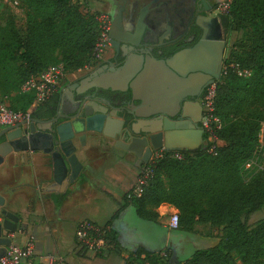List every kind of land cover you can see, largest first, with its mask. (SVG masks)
I'll return each mask as SVG.
<instances>
[{"label": "trees", "instance_id": "1", "mask_svg": "<svg viewBox=\"0 0 264 264\" xmlns=\"http://www.w3.org/2000/svg\"><path fill=\"white\" fill-rule=\"evenodd\" d=\"M21 1L28 8L26 23L10 17L0 26V95L15 99L11 109L27 111L35 96L20 93L22 85L52 65H63L68 75L96 65L101 31L98 13L84 16L73 0ZM224 18L232 36L247 24L252 32L238 59L251 75L239 76L225 60L216 84L215 114L223 122L218 132L222 146L215 155L206 147L181 151V160L168 155L154 166L143 195L132 199L143 219L152 220V209L169 204L178 210V230L196 233L197 227H224L223 238L184 261L167 248L164 253H132L125 264H264V217L255 218L264 209V171L249 181L241 173L257 149L264 124V0H232ZM55 96L37 106L32 118L51 117ZM111 222L105 225L110 228L107 240L111 251H116L119 244Z\"/></svg>", "mask_w": 264, "mask_h": 264}, {"label": "crops", "instance_id": "2", "mask_svg": "<svg viewBox=\"0 0 264 264\" xmlns=\"http://www.w3.org/2000/svg\"><path fill=\"white\" fill-rule=\"evenodd\" d=\"M97 80L105 84L108 79ZM71 81L73 80L68 78L65 85ZM64 126L66 128H62ZM42 127L47 129L48 125ZM60 128L62 140L65 137H73L71 142H66L63 146L67 151L76 149L83 165L78 179L73 184L69 183L65 171L61 181L53 180L51 160L44 153V150L52 148V139H43L39 130V137L34 143L22 144L23 151L10 152L7 145L2 150L5 156L1 157L0 163V200L5 203L1 210H7L12 216L7 220L0 216V223L5 219V227L15 229V233L10 234L8 230L2 229V234H14V243L18 245H24L30 237H34L35 254L42 258L60 253L61 240L65 239L66 230H74L76 243V230L83 221L105 226L112 220L110 227L116 233L118 244L129 251V254H136L140 250L159 253L169 248L176 259L181 261L178 245L188 241L189 232H186L187 238H176V230L168 227L169 217L166 214L178 213L176 208L169 204H162L158 208L160 220L164 218L165 222L160 221L162 226L159 225L160 228L152 232H157L159 239L151 237L148 233L137 232L130 223L131 217L132 222L137 220L147 226H156L151 220L141 218L132 202L133 190L140 173L135 174L132 171L131 155L128 154L130 150L126 147L134 149L138 140L124 142L100 137L89 131L86 124L77 128L76 125L72 127L69 122ZM4 129L6 128H0V133ZM83 135L86 136L85 144L81 143ZM113 150L118 154L117 158L106 155L107 151ZM163 209L167 212L163 213ZM105 217L110 218L100 224L98 220ZM120 235H124L127 242L131 241L132 244L123 243ZM201 241L203 240H198ZM76 253L83 256L89 252L82 251L76 243ZM56 256L64 257L61 254ZM120 257L129 258L130 255L124 254Z\"/></svg>", "mask_w": 264, "mask_h": 264}, {"label": "flooded vegetation", "instance_id": "3", "mask_svg": "<svg viewBox=\"0 0 264 264\" xmlns=\"http://www.w3.org/2000/svg\"><path fill=\"white\" fill-rule=\"evenodd\" d=\"M92 3L103 9L109 25L103 60L66 84L50 106L53 115L43 119L56 118L60 123H69L64 118L79 108L77 98L72 95L74 85L85 89L90 84L99 83L97 78H115L138 56L144 57V64L136 76L149 69L164 73L170 70L182 83L180 90L168 98L173 103L172 108L166 106L167 98L164 99L165 105L150 106L149 111H137L135 106H130L129 110L137 115L157 113L150 119H131L124 125L130 138L126 139L125 131L116 138V141L124 142L138 140L135 153L128 154L131 155L132 171L141 174L147 166L145 160L150 164L157 150L155 146L166 145L169 141L168 127L172 123L168 121V114L176 115L173 125L178 129V134L187 131L185 128H189V125L193 131H203L204 99L210 87L222 77L232 35L227 29L225 13L220 9L221 0H92ZM145 37L148 43H145ZM221 42L224 43L222 68L212 61L209 72L200 70L204 67L205 59L209 60L207 53L210 50L206 44L218 50ZM147 44L148 48H144ZM185 111L192 114V120L184 118ZM158 122H161V126ZM109 153L110 158L118 157L114 150Z\"/></svg>", "mask_w": 264, "mask_h": 264}, {"label": "water", "instance_id": "4", "mask_svg": "<svg viewBox=\"0 0 264 264\" xmlns=\"http://www.w3.org/2000/svg\"><path fill=\"white\" fill-rule=\"evenodd\" d=\"M142 36V35H141ZM145 43L146 41L145 37ZM208 51L207 55L209 60L204 61V67L199 68L204 72H209L208 67L212 65V61L222 68L224 43L221 42L219 49H212L209 44H206ZM148 48V44L144 46ZM144 57L138 56L134 63L120 70L119 74L112 79L105 80L103 83L90 84L85 89H79V85H74L73 97L78 100L79 108L71 115L65 117L66 121L70 122L73 127L76 125L78 128L83 124H86L88 130L99 135L100 137H108L115 140L119 135L125 131L126 139L130 138L128 130L124 129V125L131 119L137 118L150 119L155 116L157 112L139 113L138 115L129 110L130 106H135L137 111H149L150 106H162L165 105L167 98V107L172 108V102L168 98L176 90L181 88V80L170 71L155 72L152 70H146L141 76H136L137 71L143 68ZM118 85V86H114ZM124 86V87H122ZM186 95V94H185ZM154 96V97H153ZM61 104L63 103L62 97L60 98ZM154 99V100H152ZM74 101V98H73ZM139 103V105H136ZM186 119H193L190 112L185 111L183 114ZM176 115L168 114V121L172 124L168 127L170 130L169 141L166 145H156L155 148H165L169 152H181V151H195L201 148L203 145L204 132L200 129L193 131L192 126L185 128L187 131L182 134H178V130L173 124ZM74 124V125H73ZM145 124H149L145 122ZM47 126L45 129L42 126ZM64 123H60L58 119H40L32 118L29 122H24L16 127H9L4 129L0 133V163L1 157H4L3 149L5 145L9 147L11 151H23L22 144L34 143L39 137L38 130L40 131L43 139H52V144L49 150H44V153L49 156L51 160V166L53 169V180L59 182L63 179V173L65 171L66 177L70 184H73L79 177L83 165L81 164L76 149L67 151L65 146L66 142H71L73 137H65L62 140L60 128ZM161 126V122H158ZM143 133L153 134V132L143 131ZM182 139V141H181ZM86 136L81 137V143L85 144ZM147 141V139H145ZM130 150V153H135L133 148L126 147ZM132 149V150H131ZM150 151V148H148ZM150 158V157H149ZM148 165V160L144 162ZM5 202L0 200V216L3 218L11 219V214L7 210H1V207ZM5 219L3 223H0V259L5 257L7 253V247L12 243L9 235H3L2 229H6L10 233H15V229H9L5 226Z\"/></svg>", "mask_w": 264, "mask_h": 264}, {"label": "built area", "instance_id": "5", "mask_svg": "<svg viewBox=\"0 0 264 264\" xmlns=\"http://www.w3.org/2000/svg\"><path fill=\"white\" fill-rule=\"evenodd\" d=\"M18 4V2L16 3ZM105 14L98 16V24L101 35L96 45V56L98 62L103 60L104 48L106 44V34L109 28ZM97 62V63H98ZM92 66H87L79 71L76 75L83 71H88ZM249 71L239 72V76H250ZM63 65H52L37 76L31 77L21 87L20 93L33 94L35 96L34 103L27 111H16L10 108L5 103L0 102V128L16 127L24 122H29L32 119V114L37 106L49 101L52 97L59 94L63 83L69 78ZM215 98L216 84L212 85L204 99V118L203 131L204 138L203 146L208 149L209 154H216V150L222 146V141L218 137V132L223 128L222 120L215 114ZM264 126V125H263ZM181 160L183 156L180 152H169L165 148L157 149L149 165L139 175L133 197L140 198L144 190L148 187L153 179V168L156 163L167 156ZM169 217L168 227L171 230H178L180 226L179 213L166 214ZM109 227L97 225L91 221H83L76 230V241L82 251L92 252L94 255H105L104 253L112 249V245L107 240ZM12 243L7 247L5 257L0 259V264H68L62 256L47 255L38 258L35 254V240L30 237L24 245L14 243V234H11ZM144 259V256L141 257ZM150 264V263H146Z\"/></svg>", "mask_w": 264, "mask_h": 264}, {"label": "rangeland", "instance_id": "6", "mask_svg": "<svg viewBox=\"0 0 264 264\" xmlns=\"http://www.w3.org/2000/svg\"><path fill=\"white\" fill-rule=\"evenodd\" d=\"M18 2V4H16ZM232 0H221L220 9L222 12L226 13L228 9L230 8ZM73 5L78 7L81 13L88 17L89 15L96 14V20L98 23V16L101 14H104V11L102 8H98L93 5L92 0H73ZM27 12L28 8L27 5L21 1V0H0V26L5 25L6 21L10 17H14L17 22L21 25H24L27 21ZM252 30L249 24L246 25V28L243 31H240L237 34H233L232 39L230 40L229 46L226 51L225 60L228 61V65H231V67H234L237 69V71H246L242 70L243 67L238 60L239 57H241L243 51L244 45H249L250 41V34ZM77 77L76 74H71L69 76L70 79H75ZM0 102L5 103L8 106L15 107V99L13 97H3L0 95ZM264 125V124H263ZM262 125V128L259 133L258 137V145L256 151L253 153V155L250 157L249 160H247L244 165L241 167V173L245 181H249L257 174L264 171V126ZM204 145V144H203ZM202 145V146H203ZM201 146V147H202ZM109 151L106 152V155L109 157ZM152 222L155 223V227L152 225H145L141 224L139 221H135L130 217V223L137 232L140 233H148L151 235V237L155 239H159L157 232L153 233L152 231L159 229L161 225V222H165V219L160 220V211L158 212L157 209H152ZM162 212H167L166 209H163ZM264 217V209L261 213L257 214L255 218H262ZM110 217L101 218L98 220L100 224H103L109 220ZM121 226V224H120ZM162 226V225H161ZM69 232L66 230L65 232V239L61 240V248L60 253H54L56 255L61 254L63 255L69 264H125L124 260L128 259L126 257H120L122 255L129 256V251L123 249L120 245L118 246V250L116 251H107L104 255H94L92 252H89L87 255H80L76 253V243L74 242V230L68 229ZM196 233H187L183 230H176V238L177 237H188L187 242H182L178 245L180 248V258L184 261L188 258H190L195 251L201 250V249H207L211 246L214 247V245H218L221 238H223L224 235V227H212V226H205V227H197ZM121 241L125 244H132L127 242V238L124 235H120ZM186 237V238H187ZM119 238V236H118ZM179 239V238H178ZM51 240L53 241L52 237ZM198 240H203L201 242H198ZM109 254V255H108ZM120 255V256H119ZM235 256V255H234ZM236 257V256H235ZM237 258V257H236ZM238 259V258H237ZM181 260V261H182ZM238 264H241L240 261H237Z\"/></svg>", "mask_w": 264, "mask_h": 264}]
</instances>
